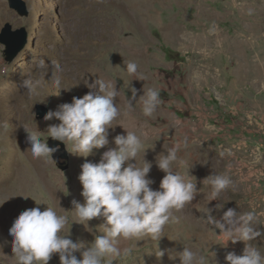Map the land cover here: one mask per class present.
<instances>
[{
    "label": "rangeland",
    "instance_id": "rangeland-1",
    "mask_svg": "<svg viewBox=\"0 0 264 264\" xmlns=\"http://www.w3.org/2000/svg\"><path fill=\"white\" fill-rule=\"evenodd\" d=\"M17 1L27 5V17L0 0V33L10 23L14 30L25 28L29 42L13 63L5 60L0 43V264H16L9 229L24 210L37 207L33 200L44 204L42 210L52 206L68 215L65 234L74 242L87 245L103 235L104 218L89 221V230L75 222L72 201L84 202L82 164L98 163L115 147V135L127 130L143 144L130 163L152 164L148 178L154 190L165 175L158 160L175 147L178 159L171 167L196 183L197 191L174 211L177 222L165 226L159 241L121 238L118 246L131 252L112 264H179L185 246L202 251L208 264H226L227 253L242 254L244 243L223 245L214 233L219 230L206 221L208 215L220 219L229 208L237 216L256 212L261 236L252 243L264 254V0ZM40 59L45 68L38 66ZM126 62L138 65L136 74L127 73ZM29 77L42 79L39 95L21 87ZM98 79L114 80L119 93L114 103L120 115L109 129V145L83 157L60 142L54 162L34 157L25 129L46 134L59 123L38 120L36 106L55 111L82 98L90 90L85 82ZM150 88L159 91L160 104L145 116L141 98ZM215 174L227 175L231 184L211 200V185L203 181ZM82 251L74 253L77 259ZM49 264H60L59 255Z\"/></svg>",
    "mask_w": 264,
    "mask_h": 264
},
{
    "label": "clouds",
    "instance_id": "clouds-1",
    "mask_svg": "<svg viewBox=\"0 0 264 264\" xmlns=\"http://www.w3.org/2000/svg\"><path fill=\"white\" fill-rule=\"evenodd\" d=\"M52 63L57 72L62 71L59 63ZM38 66L46 67L44 59L39 60ZM126 68L127 73L132 75L137 73L138 65L126 62ZM42 83V79L29 77L22 81L21 87L29 95L36 96L40 94ZM61 83L57 75L54 80L56 88H61ZM85 86L90 90L82 98L73 97L71 103H64L57 110H49L45 114L44 121H59L49 125L46 134L25 129L26 142L30 144L34 157L53 161V154L59 151V145L50 147L47 140L41 139L42 136L70 144L72 153L83 157L91 155L94 149L109 145V129H113V122L120 115V108L114 103L119 95L115 81L98 79L93 83L85 82ZM135 93L133 89L134 97ZM141 102L143 114L151 116L160 104L159 91L148 89ZM125 108L131 111L130 105H125ZM2 126L8 127L6 122ZM112 142L115 147H108L98 163L86 161L82 164L79 181L84 202L72 201L77 218L75 222L87 225L89 230H92L88 227L89 221L104 218L105 223L100 226L103 235H95V239L87 245L74 242L69 231L65 234L69 225L68 215L60 214L52 206L42 210L39 205L44 204L32 199L37 207L24 210L9 229L16 264H49L53 254L59 255L60 264H112L115 258L131 252L129 248L121 250L118 246L121 238L129 240L148 236L159 241L165 226L177 222L174 211L183 209L194 199L197 191L196 183L171 167L178 159L177 148H170L167 155L160 156L158 168L165 175L159 189L154 190L151 187L154 181L148 178L152 164L146 160H143L142 166L130 163L136 160L143 147L140 136L127 130L126 135H115ZM203 182L211 185V200L231 184L230 178L224 174L210 175ZM257 220L255 211L237 216L232 208L225 211L220 219L207 216L206 223L219 230V234L214 233L222 239L223 245L228 241L244 243L242 254L227 253L226 264H264V254L252 243L261 236V232L254 227ZM81 249L82 259H77L74 253ZM164 254L163 250L156 252L157 257ZM178 255L179 264H208V256L187 246Z\"/></svg>",
    "mask_w": 264,
    "mask_h": 264
},
{
    "label": "water",
    "instance_id": "water-1",
    "mask_svg": "<svg viewBox=\"0 0 264 264\" xmlns=\"http://www.w3.org/2000/svg\"><path fill=\"white\" fill-rule=\"evenodd\" d=\"M9 5L12 9H14L20 16L27 17L29 15V10L27 5L22 1L17 0H9ZM0 43L5 46L4 50V58L8 63H13L17 56L22 52V50L26 47L28 42V32L25 28H20L17 30L13 29V26L10 23H7L5 27L2 29L0 33ZM47 109H45L41 105L36 106V118L38 120L43 119L45 114L47 113ZM60 143V141H49V146H56ZM57 153V152H56ZM53 154V158L55 159V154ZM67 155V153H65ZM68 169V167L63 168V170Z\"/></svg>",
    "mask_w": 264,
    "mask_h": 264
},
{
    "label": "bare ground",
    "instance_id": "bare-ground-1",
    "mask_svg": "<svg viewBox=\"0 0 264 264\" xmlns=\"http://www.w3.org/2000/svg\"><path fill=\"white\" fill-rule=\"evenodd\" d=\"M78 28V27H77ZM100 30V29H99ZM87 32V31H86ZM88 33V32H87ZM107 34V33H106ZM97 36V35H96ZM90 39V38H89ZM65 63V62H64ZM68 65V64H67ZM70 65V64H69ZM73 65V64H72ZM76 65V64H75ZM68 68V67H67ZM79 71V70H78Z\"/></svg>",
    "mask_w": 264,
    "mask_h": 264
}]
</instances>
